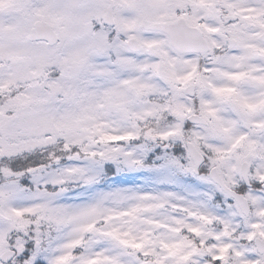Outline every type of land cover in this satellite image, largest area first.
Here are the masks:
<instances>
[{"label":"snow or ice","instance_id":"1","mask_svg":"<svg viewBox=\"0 0 264 264\" xmlns=\"http://www.w3.org/2000/svg\"><path fill=\"white\" fill-rule=\"evenodd\" d=\"M0 264H264V0H0Z\"/></svg>","mask_w":264,"mask_h":264}]
</instances>
